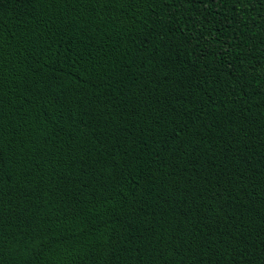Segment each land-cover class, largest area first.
<instances>
[{"label": "trees", "instance_id": "16d2710c", "mask_svg": "<svg viewBox=\"0 0 264 264\" xmlns=\"http://www.w3.org/2000/svg\"><path fill=\"white\" fill-rule=\"evenodd\" d=\"M0 264H264V0H0Z\"/></svg>", "mask_w": 264, "mask_h": 264}]
</instances>
